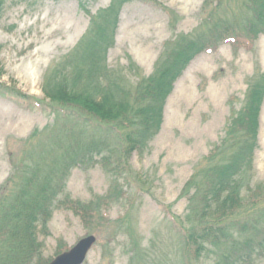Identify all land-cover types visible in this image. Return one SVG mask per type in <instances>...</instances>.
Wrapping results in <instances>:
<instances>
[{
    "label": "trees",
    "instance_id": "1",
    "mask_svg": "<svg viewBox=\"0 0 264 264\" xmlns=\"http://www.w3.org/2000/svg\"><path fill=\"white\" fill-rule=\"evenodd\" d=\"M77 1L87 26L44 72L43 98L0 82V97L52 115L49 124L20 140L21 155L0 184V264L48 262L39 237L49 235L53 211H71L89 224L112 198L123 195L120 179L131 172L129 158L142 154L159 132L165 100L189 62L221 44L234 51L251 48L264 33V0H203L198 25L166 40L150 74L138 73L132 82L123 69L107 63L121 7L138 1L159 9L171 29L178 14L159 0H109L95 12ZM127 69L134 71L131 62ZM263 97L264 72H255L242 104L231 108L223 135L180 190L187 200L186 214L178 219L183 250L196 259L208 249L215 253L213 264H251L264 256V230L250 216L264 201L262 183L252 184L250 176ZM97 164L111 177L106 194L87 202L72 198L66 190L70 171Z\"/></svg>",
    "mask_w": 264,
    "mask_h": 264
},
{
    "label": "rangeland",
    "instance_id": "2",
    "mask_svg": "<svg viewBox=\"0 0 264 264\" xmlns=\"http://www.w3.org/2000/svg\"><path fill=\"white\" fill-rule=\"evenodd\" d=\"M95 12L109 0H82ZM179 19L173 29L167 15L143 2L124 4L114 44L107 51L110 68L123 69L130 81L148 75L174 34L191 32L200 22L203 0H159ZM0 15V82L43 98L41 80L47 68L67 53L84 32L88 18L77 0H3ZM131 62L133 70L127 69ZM264 72V33L250 48L234 51L229 44L193 58L174 81L162 112L159 132L147 149L129 158L131 172L120 179L124 193L112 198L89 224L71 211L55 209L48 222L43 257L53 258L85 235L96 241L82 264H213L212 249L194 258L183 250L178 219L187 200L180 190L199 161L223 135L231 108L242 104L247 81ZM47 102V100H45ZM52 115L27 111L0 97V184L22 151L20 140L41 129ZM251 183L264 191V97L258 115L257 147ZM111 177L97 164L73 168L66 190L84 202L106 194ZM254 212V211H253ZM250 216L264 230V201ZM242 219V218H240ZM251 264H264V256Z\"/></svg>",
    "mask_w": 264,
    "mask_h": 264
},
{
    "label": "water",
    "instance_id": "3",
    "mask_svg": "<svg viewBox=\"0 0 264 264\" xmlns=\"http://www.w3.org/2000/svg\"><path fill=\"white\" fill-rule=\"evenodd\" d=\"M95 241L94 235H85L43 264H82Z\"/></svg>",
    "mask_w": 264,
    "mask_h": 264
}]
</instances>
